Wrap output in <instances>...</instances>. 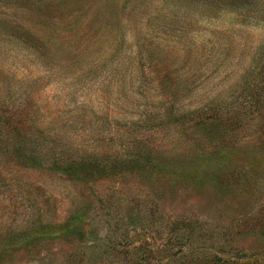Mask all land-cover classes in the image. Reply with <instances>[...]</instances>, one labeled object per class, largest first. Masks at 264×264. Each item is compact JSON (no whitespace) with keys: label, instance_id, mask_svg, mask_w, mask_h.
<instances>
[{"label":"rangeland","instance_id":"374dc122","mask_svg":"<svg viewBox=\"0 0 264 264\" xmlns=\"http://www.w3.org/2000/svg\"><path fill=\"white\" fill-rule=\"evenodd\" d=\"M0 264H264V0H0Z\"/></svg>","mask_w":264,"mask_h":264},{"label":"trees","instance_id":"16d2710c","mask_svg":"<svg viewBox=\"0 0 264 264\" xmlns=\"http://www.w3.org/2000/svg\"><path fill=\"white\" fill-rule=\"evenodd\" d=\"M67 171L70 173V171H72V163L71 164H68L67 166Z\"/></svg>","mask_w":264,"mask_h":264}]
</instances>
